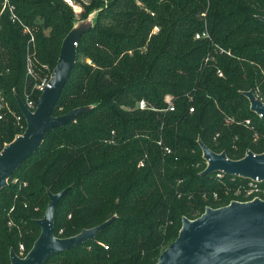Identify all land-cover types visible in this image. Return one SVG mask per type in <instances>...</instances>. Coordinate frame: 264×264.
<instances>
[{
	"label": "trees",
	"instance_id": "obj_1",
	"mask_svg": "<svg viewBox=\"0 0 264 264\" xmlns=\"http://www.w3.org/2000/svg\"><path fill=\"white\" fill-rule=\"evenodd\" d=\"M70 1L7 0L13 22L0 0V91L7 103L0 150L22 130L16 97L38 98L36 80L26 74L28 55L37 79L43 77L77 20L73 4L82 9L79 19L96 11L76 42L52 114L88 108L50 130L0 190V264H10L9 251L19 255L20 245L28 252L48 192L68 186L56 206L55 236L113 219L94 240L44 264H155L182 217L240 200L235 192L249 182L201 174L206 161L198 140L230 159L264 151V119L243 94L252 90L264 101V0ZM205 28L209 38L194 37ZM167 95L173 110L166 109ZM140 100L149 109H139ZM257 184L264 188V181Z\"/></svg>",
	"mask_w": 264,
	"mask_h": 264
},
{
	"label": "water",
	"instance_id": "obj_2",
	"mask_svg": "<svg viewBox=\"0 0 264 264\" xmlns=\"http://www.w3.org/2000/svg\"><path fill=\"white\" fill-rule=\"evenodd\" d=\"M261 19L264 21V17ZM91 25L92 21L79 27L74 24L63 38L48 85L40 92L33 111L19 96L16 97L26 126L20 135L5 143L0 150V190L7 185L20 163L40 147L50 130L74 122L77 115L88 108L82 106L61 115L52 114L75 64L76 42ZM243 94L249 101L250 110L264 119V101L257 98L252 90ZM198 144L206 161L201 174L217 172L264 181V151L254 153L247 149L243 157L230 159L223 151L217 153L209 149L201 140ZM70 187L57 193L48 192L44 214L37 220L40 226L37 238L22 257L11 249L10 264H44L53 254L94 240L96 234L111 222L113 217L67 238L55 236L56 206ZM155 264H264V200H231L221 207H205L203 213L194 219L182 217L177 237L160 253Z\"/></svg>",
	"mask_w": 264,
	"mask_h": 264
},
{
	"label": "built area",
	"instance_id": "obj_3",
	"mask_svg": "<svg viewBox=\"0 0 264 264\" xmlns=\"http://www.w3.org/2000/svg\"><path fill=\"white\" fill-rule=\"evenodd\" d=\"M4 1H5L4 2L5 6L3 7V9L6 6H8L9 11L11 12V16H10L11 21L14 22L17 17L13 13V6L10 5L9 3H7V0H4ZM157 30H158V27L155 26L153 28V32H156ZM24 32L29 33V35H30V41H33V37L31 36L30 30L28 28H24ZM194 37L195 38H209V32L205 28L201 32L199 31V32L195 33ZM210 59H213V58L207 56V57H205L204 60L207 61V60H210ZM44 68H47V67L44 66ZM217 73H218L219 76L222 75V73L220 71H217ZM26 74L28 76H30L33 80H36L33 83L32 90L33 91H36L38 93V96H39V94L43 90V88L48 85L49 78H47V77H49L50 75L49 76L44 75L43 77L37 79L36 72L33 69L32 61H31V58H30L29 55L27 57V62H26ZM171 99L172 98H171L170 95H167L166 96V98H165V100L167 102V108L166 109L173 110V104H172ZM23 102H24V104L26 105V107L30 111H33L34 108H35V106H36V104H37V100L35 101L32 97H29L28 95H26V99ZM137 107L139 109H149L147 103L144 100L138 101L137 102ZM5 108H7V103L3 100V97H2L1 91H0V119L3 118V112H4V109ZM189 110H190V112H192L193 111V108L191 107ZM21 118H23L22 114L16 116V119H17L18 122L21 121ZM246 123H249V121L247 120ZM165 150H166V152H169L170 151L168 148H165ZM222 175H223V173H218V176H222ZM257 182H260V180H258V179L249 180V182L247 184V187L244 189V190H246V193L245 194L247 196H252L251 199H253V198H260V199H263L264 200V188L259 187L258 184H257ZM248 190L250 191L249 193H247ZM240 191H241V189H237V191L235 192V195H239ZM22 249H23V246L20 245V250L22 251ZM19 255H21V252H20Z\"/></svg>",
	"mask_w": 264,
	"mask_h": 264
},
{
	"label": "rangeland",
	"instance_id": "obj_4",
	"mask_svg": "<svg viewBox=\"0 0 264 264\" xmlns=\"http://www.w3.org/2000/svg\"><path fill=\"white\" fill-rule=\"evenodd\" d=\"M70 4H72V1H70V0H67ZM5 2V1H4ZM4 2H3V4H2V8H1V10L3 9V7L5 6V4H4ZM73 9H74V12H75V16H76V18H77V20L75 21V27H79V26H81L82 24H84V23H86V22H88V23H90L91 21H93V16L95 15V13H96V11H92V13H90L88 16H87V18L85 19V20H83V19H79V12L82 10L81 9V7H79L78 5H75V4H73ZM45 70H44V75H46V76H49V77H47V78H49L50 79V77H51V73H52V70L50 69V68H44ZM18 124H19V130H21L18 134H16L15 136H17V135H20L22 132H23V130L25 129H23V124H22V122L21 121H19L18 122ZM263 188V187H262ZM250 191L248 190L247 191V193H249ZM246 190H242V191H240V193H239V195H242V197L243 198H241L240 200L239 199H232V200H237V201H243V200H246L247 201V199L249 200H251V198H252V196H247L246 194ZM27 253V252H26ZM26 253H23V249H22V251H21V255H19V256H24Z\"/></svg>",
	"mask_w": 264,
	"mask_h": 264
}]
</instances>
